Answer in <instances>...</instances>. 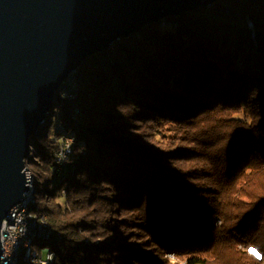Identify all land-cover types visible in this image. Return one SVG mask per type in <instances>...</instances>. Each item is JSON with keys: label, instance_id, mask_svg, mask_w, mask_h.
Listing matches in <instances>:
<instances>
[{"label": "trees", "instance_id": "1", "mask_svg": "<svg viewBox=\"0 0 264 264\" xmlns=\"http://www.w3.org/2000/svg\"><path fill=\"white\" fill-rule=\"evenodd\" d=\"M74 77L25 161L52 264H264V0L147 25Z\"/></svg>", "mask_w": 264, "mask_h": 264}, {"label": "water", "instance_id": "2", "mask_svg": "<svg viewBox=\"0 0 264 264\" xmlns=\"http://www.w3.org/2000/svg\"><path fill=\"white\" fill-rule=\"evenodd\" d=\"M217 1L0 0V234L28 191L30 141L84 59Z\"/></svg>", "mask_w": 264, "mask_h": 264}, {"label": "bare ground", "instance_id": "3", "mask_svg": "<svg viewBox=\"0 0 264 264\" xmlns=\"http://www.w3.org/2000/svg\"><path fill=\"white\" fill-rule=\"evenodd\" d=\"M74 74L65 80L58 92L60 93V98L63 100H73L75 98L78 84ZM80 117L81 113L79 110H75L73 119L78 120ZM59 130L62 137L59 149L54 153V162L60 163L64 167L72 155L74 139L66 135L65 129L62 126H59ZM29 180L28 191L26 192L29 195H25V198L19 205V212H21L20 219L12 220L9 226V235L16 236V238L11 250L12 262L5 264H52L55 259L54 254L49 253L48 249L39 250L40 247L36 245L37 241H49L52 229L48 218L35 212L36 195L30 176ZM24 223L25 226H30L36 229L37 232L32 233L29 230H21ZM44 252H47L45 260L42 257V253Z\"/></svg>", "mask_w": 264, "mask_h": 264}, {"label": "built area", "instance_id": "4", "mask_svg": "<svg viewBox=\"0 0 264 264\" xmlns=\"http://www.w3.org/2000/svg\"><path fill=\"white\" fill-rule=\"evenodd\" d=\"M65 154H66V141H65ZM57 166L63 167L60 165V163H55ZM25 195H29V193H24V197ZM19 205H16L14 208L11 209V211L9 212L7 218L3 221L2 224V228H1V242H2V255L0 258V264H5V263H11L12 259H11V250H12V245L14 243V240L16 238V236H10L9 235V226L10 223L12 222V220H17L20 219V215L21 212H19ZM21 230H29V232H37L36 229L31 228L30 226H22ZM46 253L45 252V257H46ZM45 257L43 258L45 260Z\"/></svg>", "mask_w": 264, "mask_h": 264}, {"label": "rangeland", "instance_id": "5", "mask_svg": "<svg viewBox=\"0 0 264 264\" xmlns=\"http://www.w3.org/2000/svg\"><path fill=\"white\" fill-rule=\"evenodd\" d=\"M250 27H252V25H250ZM51 122H53V124H55L57 122L56 120V117L52 118L51 119ZM31 148V147H30ZM34 156H31L32 158V161L30 160L29 162V166L27 167L29 169V173L28 175L30 176V179H32L33 181V187H34V190H35V195H36V207L38 205V200L40 198V196L44 193H46V191H49L48 188L46 187L44 181L39 178L38 176V171H37V167H36V162L38 161L37 159H33ZM35 158V157H34ZM35 162V163H34ZM28 176V178H29ZM30 181V180H29ZM61 196H64V193L61 194ZM61 203V202H60ZM47 204L46 202L43 204L45 205ZM45 216V215H44ZM51 239V238H50ZM49 253H52L50 250H48ZM53 254V253H52ZM55 256V255H54ZM42 257L44 258L45 257V252L42 253ZM169 259L173 260V255H168L167 256ZM54 262V261H53Z\"/></svg>", "mask_w": 264, "mask_h": 264}, {"label": "snow or ice", "instance_id": "6", "mask_svg": "<svg viewBox=\"0 0 264 264\" xmlns=\"http://www.w3.org/2000/svg\"><path fill=\"white\" fill-rule=\"evenodd\" d=\"M251 251H253V253H255V249H252Z\"/></svg>", "mask_w": 264, "mask_h": 264}]
</instances>
